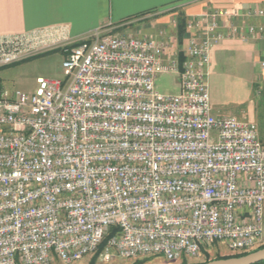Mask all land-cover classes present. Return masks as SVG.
Instances as JSON below:
<instances>
[{"label": "built area", "instance_id": "1", "mask_svg": "<svg viewBox=\"0 0 264 264\" xmlns=\"http://www.w3.org/2000/svg\"><path fill=\"white\" fill-rule=\"evenodd\" d=\"M264 8L207 9L178 34L111 23L0 34V68L60 47L66 79L0 90V264L197 257L264 244V144L254 121L213 112V46L264 38ZM180 53L185 55L181 61ZM264 67V62L262 63ZM179 76L176 93L156 87Z\"/></svg>", "mask_w": 264, "mask_h": 264}, {"label": "crops", "instance_id": "2", "mask_svg": "<svg viewBox=\"0 0 264 264\" xmlns=\"http://www.w3.org/2000/svg\"><path fill=\"white\" fill-rule=\"evenodd\" d=\"M211 8L258 9L264 8V0H0V34L63 26L72 38H79L111 23L133 35L151 33L167 39L175 32L179 11L189 19ZM146 21L143 31L138 30ZM252 21L264 22V16H255ZM263 61L264 38H224L212 48L208 74L216 69L240 75L253 70L261 77H255L252 84L259 85L264 83ZM258 133L264 144V136Z\"/></svg>", "mask_w": 264, "mask_h": 264}, {"label": "rangeland", "instance_id": "3", "mask_svg": "<svg viewBox=\"0 0 264 264\" xmlns=\"http://www.w3.org/2000/svg\"><path fill=\"white\" fill-rule=\"evenodd\" d=\"M179 11V10H178ZM181 11H179V14ZM178 14V16H179ZM141 23L134 29L143 31L144 24ZM121 33H128L127 28L119 30ZM66 57L60 47L42 51L22 61L12 63L0 68V90L8 89L11 92L22 91L32 93L37 86V77L46 76L52 78L66 79L62 67V61ZM264 62V61H263ZM263 65V64H262ZM258 72V71H257ZM261 75H256L253 70L240 75L234 70L222 69L212 71L207 76L211 103L214 106V114L218 116H233L241 120H257L260 123L258 130L264 136V83L253 85L252 80ZM156 87L164 93H176L179 91V76L176 73L166 72L157 76ZM232 254L223 242L213 243L203 249L197 257L186 258L189 264H201L208 258H215L217 255ZM92 255H86L83 259L74 264H89ZM210 259V260H211ZM183 259L172 264H181ZM54 264H66L56 260ZM96 264H168L162 256H143L126 259L115 258L110 263H103L97 259Z\"/></svg>", "mask_w": 264, "mask_h": 264}, {"label": "trees", "instance_id": "4", "mask_svg": "<svg viewBox=\"0 0 264 264\" xmlns=\"http://www.w3.org/2000/svg\"><path fill=\"white\" fill-rule=\"evenodd\" d=\"M187 16L184 14V12H181L179 14V16L177 17V23H176V31H177V34H178V41H179V44L182 45L183 42H184V38L187 34ZM185 58V55L183 53H180V59L181 61L184 60ZM109 236V235H108ZM108 236L103 240L102 244L100 245L99 249L96 251V253H94L91 257V260L89 262V264H96L97 262V259H98V256H99V253L101 252V250L103 249L106 241H107V238ZM264 247V244L261 245L260 247L256 248V249H259V248H263ZM254 249V250H256ZM252 250V251H254ZM251 251H248V252H241V253H234V254H228V255H217L215 258H212V259H216V258H227V257H231V256H241V255H244V254H247ZM186 258L183 259V262L181 264H189L187 262V260H185ZM211 258H208L206 259L204 262L210 260ZM256 264H264V260L256 263Z\"/></svg>", "mask_w": 264, "mask_h": 264}, {"label": "water", "instance_id": "5", "mask_svg": "<svg viewBox=\"0 0 264 264\" xmlns=\"http://www.w3.org/2000/svg\"><path fill=\"white\" fill-rule=\"evenodd\" d=\"M262 260H264V247L241 256L216 258L208 260L201 264H256Z\"/></svg>", "mask_w": 264, "mask_h": 264}]
</instances>
